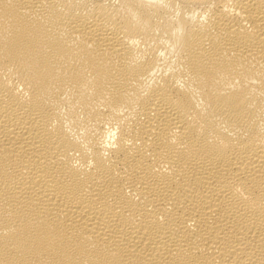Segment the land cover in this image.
<instances>
[{
	"label": "bare ground",
	"instance_id": "6f19581e",
	"mask_svg": "<svg viewBox=\"0 0 264 264\" xmlns=\"http://www.w3.org/2000/svg\"><path fill=\"white\" fill-rule=\"evenodd\" d=\"M0 264H264V0H0Z\"/></svg>",
	"mask_w": 264,
	"mask_h": 264
}]
</instances>
